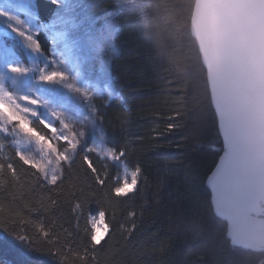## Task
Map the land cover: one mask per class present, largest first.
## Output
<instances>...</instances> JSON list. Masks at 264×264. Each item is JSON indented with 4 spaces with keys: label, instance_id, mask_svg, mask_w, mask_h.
<instances>
[{
    "label": "trees",
    "instance_id": "1",
    "mask_svg": "<svg viewBox=\"0 0 264 264\" xmlns=\"http://www.w3.org/2000/svg\"><path fill=\"white\" fill-rule=\"evenodd\" d=\"M29 1L40 23L57 11L46 0ZM102 1L115 26L112 94L91 102L109 147L127 153L129 172L141 168L137 188L114 202L85 203L73 196L93 180L85 155L101 173L120 170L116 164L79 150L61 165L57 185H49L16 157L8 138L0 137V210L5 215L11 210L17 221L0 226V264H60L57 251L66 264H260L264 252L230 245L205 186L221 143L206 72L190 33L194 0ZM36 40L46 53L43 34ZM5 42L25 60L15 41ZM76 203L85 206L74 211ZM98 210L106 212L109 232L93 248L86 220L89 211ZM21 219L44 222L54 243L33 238L36 229ZM20 234L31 241H19Z\"/></svg>",
    "mask_w": 264,
    "mask_h": 264
},
{
    "label": "water",
    "instance_id": "2",
    "mask_svg": "<svg viewBox=\"0 0 264 264\" xmlns=\"http://www.w3.org/2000/svg\"><path fill=\"white\" fill-rule=\"evenodd\" d=\"M194 38L220 156L206 179L232 247L264 252V0H195Z\"/></svg>",
    "mask_w": 264,
    "mask_h": 264
},
{
    "label": "rangeland",
    "instance_id": "3",
    "mask_svg": "<svg viewBox=\"0 0 264 264\" xmlns=\"http://www.w3.org/2000/svg\"><path fill=\"white\" fill-rule=\"evenodd\" d=\"M47 1L57 8V12L50 17V23L47 25L51 48V53L47 57H44L39 49L33 47L31 41L25 38V36L32 38L29 25L18 20L17 14L12 9L3 6L11 14L0 11V31L18 29L14 32L22 31L25 34L20 35V38L27 58V64L18 66L9 52L0 50V89L16 97L17 103L21 106L30 107L37 113L35 117L30 113L27 114L32 123L46 118V122L56 123L55 126L62 134H76L79 144L75 150H70L68 144L63 141L52 138L51 132L48 135L59 151L69 149L68 161L75 151L81 150L86 154L93 152L102 160L115 163L107 158L109 143L103 135L100 120L94 114L95 108L93 110L91 102L95 96H101L103 93L112 94L107 68L111 57L116 53L113 44L115 26L107 9L101 5L102 0ZM10 23L16 26H10ZM10 66H18L25 71L13 73L9 71ZM42 71L64 72L67 78L44 81L40 79ZM22 96L36 99L38 104L29 105L27 101L19 99ZM60 121L69 124L70 128L63 129ZM7 134L12 138L10 144L15 152L19 149L30 158L44 162L33 141L24 138L19 132L12 133L11 126ZM68 161L61 162L57 171L59 178L61 165ZM124 168L120 169L121 172ZM47 170L48 177L39 172L38 174L46 184H50L48 181L51 166H48ZM260 264H264V261L260 260Z\"/></svg>",
    "mask_w": 264,
    "mask_h": 264
},
{
    "label": "snow or ice",
    "instance_id": "4",
    "mask_svg": "<svg viewBox=\"0 0 264 264\" xmlns=\"http://www.w3.org/2000/svg\"><path fill=\"white\" fill-rule=\"evenodd\" d=\"M19 23V21H17ZM18 31V29H13ZM21 35H25L23 32ZM26 39L31 41L33 47L39 49V43L33 40L31 37L25 36ZM9 71L13 73H20L25 71V69L18 66H10ZM66 74L59 71H50L41 73L40 79L44 81H54V80H64L66 79ZM71 87V85H69ZM20 100L27 101L29 105H37L38 101L27 96H22ZM31 114L32 117H35L37 113L33 111L30 107H23L17 103V98L13 95L4 92L0 89V133H9V126H11V132H19L24 138L33 141L41 154L42 160L44 162L36 161L26 155L24 152L19 149L16 150L15 155L19 158L20 161L25 165H29L31 168L35 169L37 172L44 174L45 177L49 176L48 166H51V174L49 183L52 185H57L59 179L57 175L58 168L62 161H68V151L75 150L79 144V140L75 133H70V135H64L60 130L55 126L54 123L46 122V118H41L39 124L43 125L44 129H47L52 134V138L57 141H63L68 144L69 149L65 151H59L56 144L53 143L52 139H49L45 134H42L36 128L31 127L32 121L27 117V114ZM57 119H59L57 117ZM60 124L63 129L68 130L70 125L60 121ZM71 137V138H70ZM2 147V145H0ZM89 151H94V149H89ZM107 158L110 161L115 162L120 168H124V157L127 155L125 151H120L117 148H109L106 152ZM54 158V159H53ZM84 163L87 164L88 169L91 170L93 180L89 181L86 187H82L79 193H74V198L82 197L85 203H92L93 201H99L103 203L114 202L113 198H123L127 197L130 193H133L138 185V177L141 173V168L136 167L135 170L127 171L124 168V171L121 172L117 170L112 172L110 169H106L103 173L98 170L91 159L85 155ZM4 168L3 164H0V171ZM7 168L12 172V175L15 176L16 170L11 162L7 164ZM98 185L99 187H95ZM84 204L76 203L74 211L82 210ZM39 211V210H37ZM83 214L82 211L80 213ZM106 212L104 210H98L97 212H88V218L86 220L85 233L90 239V243L95 248V246L100 245L101 241L105 239V235L109 232V225L106 223ZM11 220L13 223L17 221L12 219L11 210L5 215L2 210H0V226H3ZM19 223L22 224H31L36 232L33 234V238H48L47 243L53 244V240L49 238L50 234L48 231H44V222H33L30 220L21 219ZM7 231V229H5ZM26 229H21V232H25ZM21 242L28 240L31 241L32 238L27 235L20 234L15 237ZM56 256L60 257V264H66L64 256L59 252L54 253ZM83 259V257H81Z\"/></svg>",
    "mask_w": 264,
    "mask_h": 264
},
{
    "label": "bare ground",
    "instance_id": "5",
    "mask_svg": "<svg viewBox=\"0 0 264 264\" xmlns=\"http://www.w3.org/2000/svg\"><path fill=\"white\" fill-rule=\"evenodd\" d=\"M23 3L24 2H28L29 0H21ZM194 3H195V0H194ZM194 3H193V7H194ZM193 7H192V11H193ZM192 11H191V16H192ZM191 16H190V21H191ZM190 33H191V31H190ZM192 36V35H191ZM193 38V37H192ZM194 39V38H193ZM196 43V42H195ZM197 46V45H196ZM199 52V51H198ZM88 69H90V65H88ZM110 66L108 65V68H107V73H108V78H109V80H108V83L110 84V88L112 89V77H111V75H110ZM207 83V82H206ZM207 89H208V87H207ZM74 92V91H73ZM209 93V92H208ZM209 100H210V96H209ZM210 104H211V101H210ZM212 107V106H211ZM88 115H89V113H88ZM215 115V114H214ZM217 131H218V127H217ZM220 153H221V151H220ZM115 164V163H114ZM118 166V165H117ZM119 167V166H118ZM124 167L126 168V166H125V164H124ZM120 168V167H119ZM121 169V168H120ZM127 169V168H126ZM128 171V170H127ZM208 177V176H207ZM207 177H206V179H207ZM206 179H205V184H206ZM206 186V185H205ZM207 188V187H206ZM208 190V189H207ZM211 205V204H210ZM212 208V207H211ZM219 219V218H218ZM220 220V219H219Z\"/></svg>",
    "mask_w": 264,
    "mask_h": 264
},
{
    "label": "flooded vegetation",
    "instance_id": "6",
    "mask_svg": "<svg viewBox=\"0 0 264 264\" xmlns=\"http://www.w3.org/2000/svg\"><path fill=\"white\" fill-rule=\"evenodd\" d=\"M262 261H264V259H262Z\"/></svg>",
    "mask_w": 264,
    "mask_h": 264
}]
</instances>
